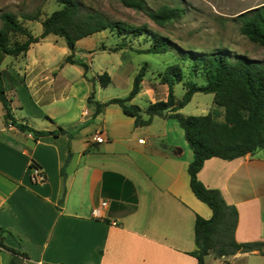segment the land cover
Returning <instances> with one entry per match:
<instances>
[{"label": "crops", "instance_id": "1", "mask_svg": "<svg viewBox=\"0 0 264 264\" xmlns=\"http://www.w3.org/2000/svg\"><path fill=\"white\" fill-rule=\"evenodd\" d=\"M106 37L101 31L78 40L74 63L66 61L71 50L65 39L54 34L11 57L10 68L25 76L8 91L16 119L66 132L36 138L6 123L0 102L4 244L39 264H198L191 254L197 249L196 217L211 218L213 211L192 190L188 167L194 151L178 120L156 116L151 123L160 128H143L118 104L95 114L97 101L120 97L103 95L99 76L107 72L115 85L125 77L123 48L108 46ZM168 93L156 77L151 86L143 79L136 96L151 103ZM211 109L225 120V108ZM33 166L42 169L43 181L32 179ZM198 178L237 207V242H264L263 150L231 160L209 158ZM0 249V258L14 255ZM208 256L215 261L205 264H264L260 251Z\"/></svg>", "mask_w": 264, "mask_h": 264}, {"label": "trees", "instance_id": "2", "mask_svg": "<svg viewBox=\"0 0 264 264\" xmlns=\"http://www.w3.org/2000/svg\"><path fill=\"white\" fill-rule=\"evenodd\" d=\"M62 7L41 20L43 31L35 36L16 16L4 11L1 13L3 26L0 28V66L5 56H17L26 53L31 44L40 41L49 34L63 37L71 50L67 62L74 63L73 58L78 40L104 30H110L118 37L127 36L150 38V44L141 53L162 54L175 51L180 63L190 62L192 74H201L204 84L185 81L186 92L183 99L177 100L174 85L184 80V71L180 63L168 64L158 73L162 83L169 87L166 100L149 103L146 108L148 119L142 117L143 109L131 100L141 89L145 76V67L136 74L133 88L127 97H116L106 102H96L95 114L100 113L110 104H118L123 111L135 118V125H147L154 116L175 118L184 129L194 159L188 171L191 187L196 196L208 204L213 211L211 218L197 215L195 221V238L197 249L191 254L197 257L198 264H205L210 254L223 256L238 251H260L264 254V242H237L235 229L239 212L235 205L229 204L220 189L207 187L199 178L198 172L205 161L212 157L231 160L253 153L264 151V61L234 53L227 48L214 51H197L185 49L168 36L151 31L146 25L136 26L120 20H113L103 12L85 5L80 0H57ZM125 6L144 10L158 24L180 18L184 8L165 3L158 9L149 7L147 0H121ZM240 32L251 41L264 45V2L248 9L238 16ZM24 19L37 20V16L24 14ZM18 32L26 36L23 42L11 43V33ZM126 43L118 44L115 49L123 48ZM87 68L86 64H82ZM101 84L107 86L111 77L107 72L99 76ZM25 82V76L14 69L0 67V102L4 108L6 123L22 131L32 132L39 138L49 134L66 132L60 127L57 130H38L27 123L16 119L12 111L8 91ZM196 92L212 93L214 103L225 108V120L219 121L217 115L210 111L201 115H185L183 108ZM92 97H90V100ZM5 229L0 227V247L13 252L9 264H18L20 258H28L27 253L7 247L4 244Z\"/></svg>", "mask_w": 264, "mask_h": 264}, {"label": "rangeland", "instance_id": "3", "mask_svg": "<svg viewBox=\"0 0 264 264\" xmlns=\"http://www.w3.org/2000/svg\"><path fill=\"white\" fill-rule=\"evenodd\" d=\"M80 1L103 12L110 19L120 20L136 26L146 25L154 33L168 36L185 49L214 51L227 48L234 53L264 61V45L251 41L240 32V21L237 17L240 13L263 3L264 0H147L149 7L155 10L165 3L173 7L179 5L184 8V14L180 18L168 21L164 25L158 24L144 10L125 6L121 0ZM61 7L62 4L57 0H0V28L3 26L1 13L9 11L16 14L19 20L34 35H38L43 30L41 20ZM24 14L37 16L38 18L37 20H27L23 18ZM103 32L107 35L103 41L108 46L126 43L121 52L125 77L122 78L120 84L111 83L105 86L103 95L109 93L127 97L133 87L134 78L142 67H145V84L151 86L156 81V77L159 78L158 72L163 71L168 64L180 63L175 51L162 54L137 52L135 49H143L149 46L150 38L147 36L122 38L115 36L110 30H104ZM99 35L100 33L97 34V39L100 37ZM25 40V35L18 32L11 33L10 41L12 44ZM99 44H102L101 41ZM11 57L7 56V59L1 63V68L11 69L10 66L14 63V59L12 60ZM180 64L184 71V80L174 85L177 100L184 97L186 92L185 81H193L197 84L205 83V79L201 74H192L190 62ZM131 103L139 105L143 109L142 117L148 119L149 116L145 111L150 103L148 96H136ZM212 107L213 109L215 107L219 110L224 109L222 106L214 104L212 93L197 92L179 111L185 115H201L207 114L212 110ZM172 119L177 121L175 118ZM152 125L154 124L150 122L147 125H140V127L148 128ZM154 128H160V124L155 122ZM161 141L156 140L158 144ZM0 251L2 250L0 249ZM13 257L11 254L0 258V264H9ZM209 260L215 261L210 256L206 257V261ZM18 264L39 263H33L27 258H20Z\"/></svg>", "mask_w": 264, "mask_h": 264}, {"label": "built area", "instance_id": "4", "mask_svg": "<svg viewBox=\"0 0 264 264\" xmlns=\"http://www.w3.org/2000/svg\"><path fill=\"white\" fill-rule=\"evenodd\" d=\"M96 138L100 142L104 141V134H103V131L101 129H99L96 132ZM32 179L34 181H43L45 179L44 174L42 172V169L40 167H38V166L32 167ZM107 204H108L107 201H104L102 203L103 206H106ZM94 213H97V210H95Z\"/></svg>", "mask_w": 264, "mask_h": 264}]
</instances>
